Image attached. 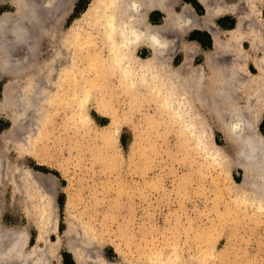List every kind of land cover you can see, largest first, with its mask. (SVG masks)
<instances>
[{"label":"rangeland","instance_id":"rangeland-1","mask_svg":"<svg viewBox=\"0 0 264 264\" xmlns=\"http://www.w3.org/2000/svg\"><path fill=\"white\" fill-rule=\"evenodd\" d=\"M26 1L27 4L38 5L43 0ZM45 1L46 4L42 2L40 7L32 6L40 9H35L38 22L32 20L36 27L30 22L32 28H36L33 33L31 25L26 26V36L30 32L31 37L34 33L36 36L25 38L17 48L8 51L11 58L19 57V87L23 93L26 91L29 94L20 95V103L25 101L27 108L23 102L24 106L19 104L16 111L3 106V92L12 76H0V142L4 161L0 176V215L3 225L26 226L31 234L30 244L36 242L38 230L35 219L39 214H32L31 220L27 206L34 205L37 200L29 199L28 195L29 190L36 192L43 188L35 185L37 183L27 184L24 180L45 174L47 187L54 196L56 230L53 237L60 235L62 245L58 248L59 256L53 259L52 264H75L65 246L64 232L70 219L90 225L88 240L91 245L94 244L90 251L92 253L93 247H98L94 252L98 251L96 255L109 264H153L150 261L152 252L162 253L161 264H166V255L172 252L173 245L178 246L181 253L176 264H198V258L204 252L202 255L206 263L203 264H264V210H259L254 202L242 197L239 183L243 170L239 166L236 145L227 140L221 121L208 115L209 131L199 136L201 141L198 142L196 130L185 129L187 117L176 119L169 112L160 111L153 98L143 94L136 96L118 86L120 75L117 76L113 66L105 64L106 54L100 47L99 33L90 23V15H87L92 0H69L68 3V0H51L49 5L53 3L50 6L53 9ZM185 1L194 6L196 14H204L203 6L197 0H180L178 10ZM245 1L254 7L256 13H253L251 21L254 24L247 22L242 28L251 26L253 32L264 33V0ZM15 2L0 0V15L7 12L8 17L15 18ZM240 3L243 4V1ZM238 15L226 13L213 17L212 22L220 29L222 40L228 37V30L235 27ZM163 16L161 11L154 10L151 21L160 23ZM14 18L6 22L10 24ZM39 18L42 20L39 21ZM183 39L195 41L198 45V52L191 63L201 66L190 67L197 68L203 77L208 76L210 70L205 65V53L212 48L210 33L202 28H190L184 32ZM30 41L35 43L34 47ZM262 41L260 46L252 47L249 36H246L236 46V49L240 46L244 55L232 56L234 61L244 66L247 73L244 79L252 85V90L261 89L258 86L260 81L264 84V77L259 76L253 63V59L264 54ZM181 52L171 58L170 65L183 60ZM138 53L147 56L151 52L141 46ZM232 57L228 56V59ZM56 58H66L65 62L68 60L69 63L61 65V60L53 63ZM69 64L75 66L73 81L84 84V91L88 93L84 104L86 118L80 124L74 122L76 102L72 99L70 108L63 110L60 118L49 120L43 127L42 137H37L38 132H33L39 129L42 111L38 108H42L43 101L36 93L31 98L30 93L39 83L41 70L47 72L49 66ZM137 89L144 91L142 87ZM100 97L108 100L109 112L105 115L96 107ZM28 100L30 102H26ZM236 103L242 108L247 105L244 98H239ZM48 111L53 110L50 108ZM257 114V127L264 134V109H257ZM23 125L30 130V138L25 139L27 134H23L28 130L19 129L24 128ZM106 130L107 133H101ZM16 133L20 140L16 139ZM23 138L25 141H22ZM28 141L37 151H30L34 155L30 152L19 154L18 143ZM221 213L225 218L219 216ZM211 239L214 246L209 252L207 246Z\"/></svg>","mask_w":264,"mask_h":264},{"label":"bare ground","instance_id":"bare-ground-1","mask_svg":"<svg viewBox=\"0 0 264 264\" xmlns=\"http://www.w3.org/2000/svg\"><path fill=\"white\" fill-rule=\"evenodd\" d=\"M49 1L51 0H47L48 5ZM197 1L203 6V15L196 14L193 5H191L189 1L183 2L178 10L177 6L179 5L180 0H92L87 8V15H90V23L99 33L100 47H102V51H105L106 54V58H104L106 62L105 64L113 66L117 70V76L120 75V77L118 76V81L120 80V84H118L119 87L125 88L128 93L131 92L136 96L143 94L144 96L153 98L158 103L157 106L160 111L169 112L172 117L176 119L183 120V118L187 117L188 122L184 123L185 129L190 130L191 132L196 130V133H194L196 134L198 142L201 141V135L204 132L209 131L211 124L208 119H206L208 118V115H211L221 121V126H223L225 130L224 132L227 140L231 141L233 145H236L235 148L237 150L238 162L240 161L239 166L243 170V176L241 182L239 183L243 192L242 197L247 199L249 202H254L255 207L257 206L259 210H264V134L258 129L256 124L258 122L257 109H264V84L262 83L263 81H260L261 84H258V86H260L261 89L252 90V85L247 83L244 79V76L247 75L244 66L239 65V63L234 61L235 58L232 57L233 55L236 57L237 54L240 57L244 55L240 46L236 49V46L241 43L242 39L249 36L250 45L252 47H256L259 45L260 41H264V33L262 31L257 33L253 32V30L250 29L251 26H245L244 29L242 28V26L247 22H250V25L254 24L251 21L253 19V13H256L254 12V7L252 5L244 3L246 2L245 0ZM242 1L243 4L240 3ZM42 2L46 4L45 0ZM51 2H54V0ZM68 2L69 0L67 3ZM27 3L28 2L26 0H16L15 18L13 16L8 17L7 12L0 15V65L2 64V66H0V76L5 74L12 76V79L7 83L3 92V106H9L13 109V111H16L19 104L23 105V103L27 108L25 101H22L23 99L21 100L23 103H20V95L29 94L26 91L23 93V91H21L22 89L19 87V57L17 58L13 55L14 58H11L8 55V51L17 48V45L22 43L21 41L32 35L33 29L36 27L32 20L34 19L38 22V18L35 17V15H38L36 14L37 9L32 6L35 5L40 7V5H42L41 3H38L37 5L35 2H33L35 4ZM52 4L49 5V7L52 6ZM48 5H46V9ZM27 6L29 7L28 9ZM50 8L53 9L52 7ZM154 10H159L164 15L160 23H153L151 21V13ZM37 11H40V9ZM226 13H238L239 15L237 16V23L235 27L229 29L228 37L222 40L220 38V29H217L216 25L212 22V19L213 17L222 16ZM39 17H41L40 14ZM12 18L14 19L10 24L6 22L8 19L10 21ZM41 20L39 18V21ZM30 22L35 26L34 28H32L33 26ZM48 23H50V21ZM27 24H30L32 28V33L30 32L28 36L25 34ZM38 25L37 27H39ZM28 27L27 32H29ZM190 28L205 29L210 33L212 38V48L205 53V65L208 66L210 70L209 75L206 77H203L202 73H200L197 68L190 67L201 66L191 63L192 57L198 52V45L195 41H185L183 39L184 32ZM34 35L32 37H34ZM30 42L33 43L30 45H33L34 47L35 43L32 41ZM141 46L149 48L151 53L147 56L139 55L138 50ZM33 47L30 46V49L32 48L34 50ZM91 48L94 47L92 46ZM178 51L183 52V60L176 65H170L169 62L171 58H173ZM65 54L67 57L66 52ZM228 56L232 57V59L229 60ZM67 59H69V57H67ZM58 60H61L59 63L62 65V63L66 61V58H56L53 63ZM253 61L252 62L258 70L259 76L263 78L264 54L261 57L253 59ZM23 63L25 62L23 61ZM61 65L49 66L47 72L41 70L42 74L38 75L37 80L39 83L30 93L31 98L33 97V94L36 93L38 97H41V101H43L42 108H38L35 105L36 108L41 109L42 111L41 118L36 114V116L40 118L38 121V131H31L34 134L38 132L36 134L37 137H42L44 134L43 127L49 120L61 117L60 113L63 110L66 111L65 109L70 106L72 99L76 102V108L73 109L74 122L80 124L86 118L87 114L85 113L86 107H84V104L88 93L86 94L84 91V84L80 81H73L74 75H76L75 66L70 64V66ZM34 68L35 67L33 66V69ZM185 71H187V73H185ZM71 81H73V83H71ZM44 86L48 87L45 88ZM138 87L144 88V91H139L137 89ZM89 96L90 94L88 97ZM241 97L247 102L245 108L240 107L236 103L239 98L242 99ZM107 101L101 97L97 100V110L103 115L109 112V104ZM26 102L30 101L28 100ZM73 105L71 104V106ZM50 108H52L53 111L49 113L48 110ZM1 109L2 107L0 110ZM38 109H35V111ZM9 111L11 110L9 109ZM30 115L31 114L28 116L31 117ZM37 117L36 120H38ZM255 117L256 120L254 119ZM13 124L14 127L17 126L16 122ZM26 126L23 125L24 128L19 129H23L24 131ZM36 127L33 126V128ZM197 128L200 130L197 131ZM29 132L30 130H28L27 133H23L24 135L27 134V136H24L22 132L21 134L26 139V137H29ZM107 132L108 130L104 132L101 131V133ZM110 132L112 131L110 130ZM16 136V139L20 140L19 134L16 133ZM23 140L24 138L22 141ZM13 143L14 142H12V144ZM17 143L18 142H16L14 146H16ZM31 144L29 141L23 142V144L18 143L16 147L19 154L24 155L30 151L33 152L34 147L33 144ZM32 152L30 153L32 154ZM2 158L0 142V176L2 164L4 162ZM230 160L232 159L230 158ZM33 177H28L24 181L27 184L37 183L35 185L39 184L43 190L45 189V191L42 190L36 192L29 190L28 195L29 199L35 198V200H37L34 202V205L27 206V212L30 215V219L36 212L39 214L35 219L38 230L36 242L33 245L30 244L31 234L26 226H5L1 222L0 215V264H52L53 259H56L59 256L58 248L62 246L60 245L61 237L60 235H57L55 238L53 237L54 231L56 230V225L54 223V196L47 187L48 178L45 177V174L33 175ZM18 190L20 191V189ZM219 216H222V213ZM90 228L89 224H82L81 222L77 223L72 219L68 220L64 232L66 250L71 253L75 264H109L105 261V259H101L102 257L100 255L99 256L101 258L96 255L98 251L94 252L98 247L96 248L94 246L93 248L95 249L91 253L90 247L94 244L92 243L91 245L88 240L89 235H91V233H89ZM210 242L211 243L207 246L209 252L212 251L214 246L212 239ZM239 242H242V240ZM172 247V252L166 255V264H176V262H178L181 258V253L177 249L178 246L176 247L173 245ZM205 253L206 252L202 254ZM202 254L199 256L201 259L198 258V264H203L205 262L203 258L205 256ZM161 256L162 253L160 252H152L150 254V261L153 264H161L163 261ZM221 260L224 261L223 259Z\"/></svg>","mask_w":264,"mask_h":264},{"label":"crops","instance_id":"crops-1","mask_svg":"<svg viewBox=\"0 0 264 264\" xmlns=\"http://www.w3.org/2000/svg\"><path fill=\"white\" fill-rule=\"evenodd\" d=\"M192 5V4H191ZM194 7V6H193ZM194 10H195V8H194ZM196 12V11H195Z\"/></svg>","mask_w":264,"mask_h":264}]
</instances>
